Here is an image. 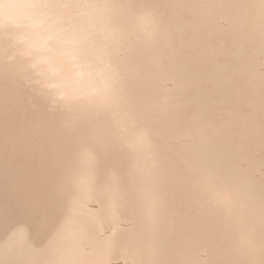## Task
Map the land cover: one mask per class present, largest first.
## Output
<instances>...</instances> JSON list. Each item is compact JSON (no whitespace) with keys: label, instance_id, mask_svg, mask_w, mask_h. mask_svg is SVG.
Instances as JSON below:
<instances>
[{"label":"bare ground","instance_id":"bare-ground-1","mask_svg":"<svg viewBox=\"0 0 264 264\" xmlns=\"http://www.w3.org/2000/svg\"><path fill=\"white\" fill-rule=\"evenodd\" d=\"M264 264V0H0V264Z\"/></svg>","mask_w":264,"mask_h":264},{"label":"clouds","instance_id":"clouds-1","mask_svg":"<svg viewBox=\"0 0 264 264\" xmlns=\"http://www.w3.org/2000/svg\"><path fill=\"white\" fill-rule=\"evenodd\" d=\"M44 264H57V261L55 259V252H53L50 258L45 260Z\"/></svg>","mask_w":264,"mask_h":264}]
</instances>
